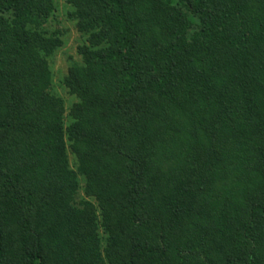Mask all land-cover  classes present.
Returning <instances> with one entry per match:
<instances>
[{
    "label": "trees",
    "instance_id": "trees-1",
    "mask_svg": "<svg viewBox=\"0 0 264 264\" xmlns=\"http://www.w3.org/2000/svg\"><path fill=\"white\" fill-rule=\"evenodd\" d=\"M67 1L69 110L0 0V264H264V0Z\"/></svg>",
    "mask_w": 264,
    "mask_h": 264
},
{
    "label": "rangeland",
    "instance_id": "rangeland-1",
    "mask_svg": "<svg viewBox=\"0 0 264 264\" xmlns=\"http://www.w3.org/2000/svg\"><path fill=\"white\" fill-rule=\"evenodd\" d=\"M57 9L56 17L51 21L48 27L53 31H63V46L50 60V64L53 72L55 93L65 101L66 108L69 110L72 103L77 101V98L69 93L68 89L62 84V81L71 64L74 61H79L80 56L78 55L77 49L84 38L77 31L75 24L68 19V1L57 0ZM74 163V157L71 155L72 167H74ZM81 198L87 199L83 192L79 194V199Z\"/></svg>",
    "mask_w": 264,
    "mask_h": 264
}]
</instances>
